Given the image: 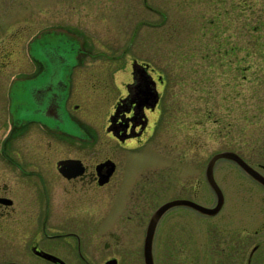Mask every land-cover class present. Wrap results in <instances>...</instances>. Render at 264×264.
Listing matches in <instances>:
<instances>
[{
  "label": "rangeland",
  "instance_id": "rangeland-1",
  "mask_svg": "<svg viewBox=\"0 0 264 264\" xmlns=\"http://www.w3.org/2000/svg\"><path fill=\"white\" fill-rule=\"evenodd\" d=\"M19 48L24 67L35 60L40 68L37 75L24 73L13 82V109L19 103L43 105L61 92V78L72 71L74 81L67 85L73 90L67 96L72 144H101L104 152L117 148L123 163L116 196L97 213L88 209L73 216L98 228L123 216L116 227L120 243L112 250L88 248L84 234L76 246L74 237L73 253L97 254L93 264L111 252L121 264H145L146 225L166 200L214 205L217 194L205 172L214 153L232 149L256 167L264 164V0H0V57ZM133 58L151 62L167 80L158 106L162 114L153 115L159 124L151 139L156 147L132 138L118 142L105 128ZM28 70L34 71V64ZM16 71L9 66L0 83H9ZM214 171L225 194L223 207L215 216L188 205L168 209L159 226L161 252L166 231L171 237L199 231L202 238L214 232L221 237L214 225H229L245 208L251 217L264 207V186L234 160L219 159ZM137 175L129 220L127 204ZM160 177H169L167 187ZM107 208L113 209L109 216ZM9 259L0 257V264ZM158 260L161 264V254ZM21 262L50 264L31 256Z\"/></svg>",
  "mask_w": 264,
  "mask_h": 264
},
{
  "label": "flooded vegetation",
  "instance_id": "flooded-vegetation-1",
  "mask_svg": "<svg viewBox=\"0 0 264 264\" xmlns=\"http://www.w3.org/2000/svg\"><path fill=\"white\" fill-rule=\"evenodd\" d=\"M14 37L21 36L12 35ZM10 42L12 44L13 40ZM19 43L20 39H17V46ZM22 57L20 48L6 50L0 57V74H4L9 66L17 68L9 83H0V257L10 256L12 261L18 262L31 256L50 264H72L71 261L93 264L97 254L73 253L74 237L78 240L76 246L81 244L84 234L88 248L112 250L120 243L116 227L122 223L123 216L101 228L73 216L88 209L97 213L99 205L116 196L123 163L119 161L117 148L105 147L104 152L101 144H83V141L72 144L69 131L71 106L67 98L73 92L67 89L74 81L72 71L66 80L61 78L62 83L67 82L66 88L63 90L61 83V92L49 96L43 105L19 103L17 109H13L16 100L13 82L24 73L37 75L40 68L35 60L24 67ZM33 64L35 70L30 72L28 68ZM128 74L124 93L117 98L105 128L118 142L132 138L139 144L151 142L154 145L151 139L158 136L156 128L159 124L158 117L154 119L153 115L157 111L162 114V108L158 106L167 80L164 73L156 71V67L145 59H131ZM63 92L67 93L64 99ZM154 94L158 97L156 103ZM177 165L178 162L176 169ZM259 167L264 173V164ZM165 168L170 169L168 164ZM176 177L178 181V171ZM137 178L138 175L132 179V201L127 204L129 220L136 207L133 192ZM160 179L162 187H167L169 177ZM107 210L109 216L113 209ZM249 215L245 208L239 216L232 217L234 220L229 225H214L220 230L221 237H215L213 229L210 230L214 232L212 236L204 238L200 231L193 237L186 234L171 237L166 231L167 241L162 252L158 247L162 237L160 218L153 238L155 264H158L160 254L161 264H264V207L254 211V216ZM197 226L200 230L199 224ZM37 250L48 251L59 259H47ZM115 258L116 264H121V257L116 252L107 254L101 264H109Z\"/></svg>",
  "mask_w": 264,
  "mask_h": 264
},
{
  "label": "water",
  "instance_id": "water-1",
  "mask_svg": "<svg viewBox=\"0 0 264 264\" xmlns=\"http://www.w3.org/2000/svg\"><path fill=\"white\" fill-rule=\"evenodd\" d=\"M154 97V103L157 102L158 97L156 94L153 95ZM221 158H228L234 160L239 166H241L249 175H251L253 178L264 184V173L260 171L256 166H254L252 163L247 161L239 152L232 150V149H225L222 151H218L214 153L206 166V177L212 188L215 190L217 194V200L216 203L212 206L204 205L202 203H199L195 200L189 199V198H176L171 199L163 202L160 204L153 212L149 223L147 225V230L144 238V245H143V254H144V261L145 264H155L154 262V256H153V238L154 233L157 227V224L161 218V216L172 206L174 205H188L191 206L202 213L206 214H216L220 211L222 206L225 202V194L224 191L219 184V182L216 179L215 176V164L216 162ZM38 254H41L42 256L46 257L50 260H58L59 258L45 250H37ZM117 259L110 261L109 264H116ZM2 264H26L23 262L18 261H7Z\"/></svg>",
  "mask_w": 264,
  "mask_h": 264
}]
</instances>
